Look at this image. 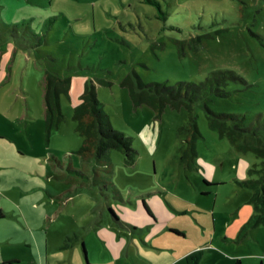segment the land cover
Returning <instances> with one entry per match:
<instances>
[{
	"label": "rangeland",
	"instance_id": "rangeland-1",
	"mask_svg": "<svg viewBox=\"0 0 264 264\" xmlns=\"http://www.w3.org/2000/svg\"><path fill=\"white\" fill-rule=\"evenodd\" d=\"M156 1L164 18L146 0H0V264H166L198 242L193 214L171 211L179 226L168 230L183 239L141 228L134 204L143 200L254 214V188L239 181L264 176L261 160L210 129L197 102L201 137L195 164H186L188 111L134 104L130 85L198 83L231 70L248 86L229 83L242 91L208 106L251 121L264 112V0ZM47 72L59 89L69 82L58 96L61 117L46 113ZM86 83L112 129L130 138L133 164L115 149L100 159L79 153L73 109ZM205 177L222 184L207 186ZM151 191L160 193L138 197ZM217 245L227 247L205 251L199 264L225 263L231 244ZM136 249L143 260L126 257Z\"/></svg>",
	"mask_w": 264,
	"mask_h": 264
},
{
	"label": "trees",
	"instance_id": "trees-1",
	"mask_svg": "<svg viewBox=\"0 0 264 264\" xmlns=\"http://www.w3.org/2000/svg\"><path fill=\"white\" fill-rule=\"evenodd\" d=\"M149 4L158 8L159 13L164 18V13L160 10L159 2L156 0H146ZM54 74L45 75L44 101L46 113L52 115L55 111L59 117V94L67 93L69 82L63 81V85L57 88L53 83ZM229 83L242 84L247 87V83L231 70H216L210 72L203 81L177 82L174 85L163 83H152L149 85L140 84V89L135 91L130 85L131 100L134 104H147L157 113L165 107L179 109L184 107L188 111V122L180 128V131L187 132L184 146L183 161L186 164H195V141L200 136L195 118L192 115L193 105L201 102L206 111L208 127L217 131L220 138L230 141L236 151L243 153L251 152L264 164V112L256 114L251 121H247L246 115L239 116L235 113L213 112L208 102H213L215 98L225 100L235 94H239L242 89H228ZM80 103L73 109V118L76 121V131L82 138V145L79 153L84 158L95 157L105 158L107 152L115 149L123 153L128 164L135 161L136 151L131 147L130 138L125 137L121 132L114 131L110 125L108 115L98 101L95 87L92 83H86L80 96ZM240 187H252L254 193L251 202L254 206L255 214L252 216V223L264 222V176L256 180L246 179L239 181ZM2 214L0 213V218ZM177 235L179 232L171 231ZM85 255V251L83 250ZM203 251L196 250L187 254L183 259V264H199ZM88 264V263H87ZM234 264H239L236 261Z\"/></svg>",
	"mask_w": 264,
	"mask_h": 264
},
{
	"label": "crops",
	"instance_id": "crops-1",
	"mask_svg": "<svg viewBox=\"0 0 264 264\" xmlns=\"http://www.w3.org/2000/svg\"><path fill=\"white\" fill-rule=\"evenodd\" d=\"M2 137V135H0ZM207 186H217L218 183L222 184V181L213 182L210 178L205 177L204 180ZM159 191H151L148 193H141L142 195H138V197H149ZM160 193V192H159ZM159 208L156 207V204L153 201H142L141 207L138 204H134L135 208H137L136 217L141 224V228H144L148 233L155 232L161 234L163 232H167V236H175L178 238H186L183 233L182 235H177L171 230H168L169 227L176 228L175 226H179L177 222L172 221L173 218L171 211L173 210L177 216L183 217L189 214H193L192 220L195 221L197 226L201 228V233L196 237L198 242L196 244L184 251L179 252L171 261L166 264H183L184 257L194 251V250H202L203 254L205 251L214 250L217 248L222 250L223 246L218 247V241L222 239L226 243H230V249L233 250L230 255L224 254L222 255L225 263L222 264H234L236 261H239V264H264V242L262 238L259 237V234L264 231V222L253 224L252 216L255 214L250 213L248 219H237L233 217H222V215H215V209H210L206 207H202L201 205H194L186 202L184 199H181L182 205H174L171 200L165 198L167 205L169 206V210L165 207V205L158 199ZM234 211H230L228 213L233 214ZM2 214V219L4 214ZM224 213V212H222ZM225 221H227L225 223ZM176 224V225H175ZM232 224V225H231ZM128 228V226H126ZM131 229L132 227L129 226ZM128 228V229H130ZM209 229L211 230L209 232ZM141 230V229H140ZM144 232V231H142ZM232 243H235V246H232ZM243 245L244 250L242 251ZM227 247V246H225ZM132 249V248H130ZM239 251V252H237ZM127 252V251H126ZM216 252H219L218 249ZM127 254V253H126ZM202 254V255H203ZM221 255V253H218ZM125 254L123 252H119L115 257L122 258ZM136 259L142 256L140 255V251L136 249L131 250V255L128 254L126 257Z\"/></svg>",
	"mask_w": 264,
	"mask_h": 264
},
{
	"label": "water",
	"instance_id": "water-1",
	"mask_svg": "<svg viewBox=\"0 0 264 264\" xmlns=\"http://www.w3.org/2000/svg\"><path fill=\"white\" fill-rule=\"evenodd\" d=\"M86 259V258H85Z\"/></svg>",
	"mask_w": 264,
	"mask_h": 264
}]
</instances>
